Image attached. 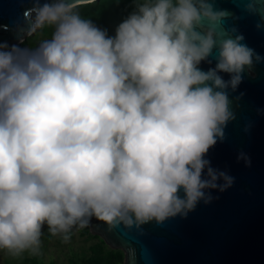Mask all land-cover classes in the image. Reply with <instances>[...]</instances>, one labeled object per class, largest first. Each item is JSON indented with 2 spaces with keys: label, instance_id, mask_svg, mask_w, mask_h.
Returning <instances> with one entry per match:
<instances>
[{
  "label": "clouds",
  "instance_id": "1",
  "mask_svg": "<svg viewBox=\"0 0 264 264\" xmlns=\"http://www.w3.org/2000/svg\"><path fill=\"white\" fill-rule=\"evenodd\" d=\"M214 2L135 0L109 36L77 10L95 0H31L19 42L0 40V251L37 255L45 227L68 241L93 219L163 224L232 186L205 157L236 118L228 89L264 58ZM244 10L264 22V0Z\"/></svg>",
  "mask_w": 264,
  "mask_h": 264
},
{
  "label": "water",
  "instance_id": "2",
  "mask_svg": "<svg viewBox=\"0 0 264 264\" xmlns=\"http://www.w3.org/2000/svg\"><path fill=\"white\" fill-rule=\"evenodd\" d=\"M246 2L215 0L214 8L231 13L224 26L235 27L236 34L244 37L242 43L264 58V22L260 15L244 10ZM31 7V0H0V40L9 45L19 42L16 24ZM210 67H215L214 59L200 65L203 71ZM228 94L236 118L225 127L224 140H218L205 158L234 183L223 192L208 190L212 201L201 200L186 217L178 215L163 224L152 221L141 230L123 225L109 230L93 219L90 231L124 251L121 264H264V59L254 62L251 72L246 69L237 89H228ZM241 153L250 158V167L238 159Z\"/></svg>",
  "mask_w": 264,
  "mask_h": 264
},
{
  "label": "trees",
  "instance_id": "3",
  "mask_svg": "<svg viewBox=\"0 0 264 264\" xmlns=\"http://www.w3.org/2000/svg\"><path fill=\"white\" fill-rule=\"evenodd\" d=\"M77 10L82 18L91 20L98 28L106 30L109 36H113L117 26L136 10V3L135 0H95L94 4L82 5ZM43 31L51 36L54 29L46 27ZM25 43H27V39L21 46L24 47ZM87 230L85 229L83 232L86 233ZM104 245L105 240L102 238L90 247V255L82 256L72 264H121L124 261L125 253L122 249H105ZM31 260L32 264H46L35 255Z\"/></svg>",
  "mask_w": 264,
  "mask_h": 264
},
{
  "label": "rangeland",
  "instance_id": "4",
  "mask_svg": "<svg viewBox=\"0 0 264 264\" xmlns=\"http://www.w3.org/2000/svg\"><path fill=\"white\" fill-rule=\"evenodd\" d=\"M51 38L50 34L45 31H38L36 34L27 37V43L24 47L35 48L44 40ZM85 229H88L87 232ZM42 244L39 257L46 264H72L82 256H88L91 253V246L99 242L102 237L91 232L89 225L85 228H74L71 233V238L64 241L61 237L52 236L48 233L47 228L44 229L42 236ZM105 249L112 248L105 242ZM31 253L25 252L21 256L12 257L4 251H0V264H32Z\"/></svg>",
  "mask_w": 264,
  "mask_h": 264
}]
</instances>
